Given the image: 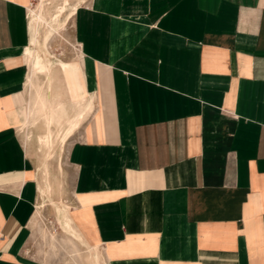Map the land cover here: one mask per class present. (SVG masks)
<instances>
[{"label":"crops","instance_id":"1","mask_svg":"<svg viewBox=\"0 0 264 264\" xmlns=\"http://www.w3.org/2000/svg\"><path fill=\"white\" fill-rule=\"evenodd\" d=\"M37 1L0 0V264H89L64 238L92 264H264V0H68L78 59L49 73L85 108L46 158ZM43 161L62 180L44 202Z\"/></svg>","mask_w":264,"mask_h":264},{"label":"rangeland","instance_id":"2","mask_svg":"<svg viewBox=\"0 0 264 264\" xmlns=\"http://www.w3.org/2000/svg\"><path fill=\"white\" fill-rule=\"evenodd\" d=\"M38 0L37 3L33 6H31L32 9L35 11H39V6L42 4V14L49 23L52 24V27H49L46 25L42 20L37 21L32 17V33L34 32L36 35L37 31V39L34 38V41L32 44V49L31 50H36L37 57L39 58V65L41 66L42 64H45L48 69L50 70V65L54 66L56 65V62L59 59H62L64 61H75L78 59V54H79V49L78 45L74 41L71 33V24L69 22L71 18V14L73 11V4L69 8L70 5H67L65 9L62 11L59 9V6L62 5V0ZM77 0H75L74 3H76ZM80 2H77L75 4L78 5ZM52 7V14L50 17L48 14H46L45 9H48ZM45 25V26H44ZM38 29V30H37ZM51 29V30H50ZM36 41V44H35ZM36 45V46H35ZM40 81H45V77L43 75H40ZM51 91L52 94L56 95L53 86H51ZM73 112V111H71ZM66 125L63 123L62 126L57 127L55 124L52 126V131L54 132V140L52 145L50 146L49 149H45L44 147L42 148L44 151L43 157L46 158V154H49L50 156L52 155V152L55 148V146L59 145L58 143L62 144L63 142L60 140L61 138V129H65ZM44 131V128H43ZM61 141V142H60ZM44 158V159H45ZM43 159V160H44ZM44 163V161H43ZM45 164V163H44ZM45 169H46V164L44 165V172H43V181L39 184V191L40 189L43 190L42 194V202H44L45 198L51 199L52 194L54 193H59L62 191V180L59 179V177L52 175L53 177L50 178L53 184V188L51 191L48 190L47 185H48V177L47 174L45 175ZM59 171L61 169L59 168ZM53 200H50L52 202ZM52 205L54 206V209L60 210L61 207H58L57 201L52 202ZM39 212V211H38ZM56 212V211H55ZM46 222V221H45ZM59 226L64 230V224L58 223ZM40 234L44 242H47L49 245L52 247H55V245L58 243L59 239L57 235L54 232L48 231L47 227L42 224L40 226ZM49 228V226H48ZM67 234L70 233L69 231L64 230ZM54 234V235H53ZM54 239H53V238ZM64 244H69L68 246L71 248V252L75 256V258L78 261H82V263H89L92 264L89 260V252L86 250L83 252V254L80 256V250H78L74 243L69 239V238H64L62 239ZM73 256V257H74ZM82 256H86L83 258ZM100 264V263H99Z\"/></svg>","mask_w":264,"mask_h":264},{"label":"bare ground","instance_id":"3","mask_svg":"<svg viewBox=\"0 0 264 264\" xmlns=\"http://www.w3.org/2000/svg\"><path fill=\"white\" fill-rule=\"evenodd\" d=\"M62 1H63L62 5L59 6V9L63 11L65 7L69 5V2L68 0H62ZM41 2L43 1L41 0ZM43 9H42V4L39 6V11H35L34 9L31 8L30 10L31 15L37 21L42 20L46 25H48L53 29L52 24L49 23L47 20H45L42 14ZM45 12L50 17V15L52 14V7L45 9ZM36 35H37V31H36ZM36 35L34 32L32 33L31 43H33L34 38H36ZM37 56L38 55L36 53V50L33 49L30 51L29 65H28L29 73L27 74V83H26L27 84L26 90L29 93L28 109H27L28 121L25 122L26 125H28L27 123H29V125H35L37 122H41L43 124L44 131L42 132V135L39 136L38 138L39 145L42 148L44 147L45 149H49L54 140V132L52 131V126L55 124L57 127L59 126L61 127L63 123L66 125V128L64 130L63 129L60 130L62 131L60 140L64 142L66 138L73 132V130L78 128V126L82 122L83 109L85 108V106L76 105L72 109V111L76 109L75 112L76 114H73L72 112V114L69 116L67 110L68 108L65 106L66 104L58 100L57 95L52 94L51 91L52 78L49 73L50 70L45 64L38 66L39 58ZM40 75H43L45 77V81H40L39 79ZM45 156L49 157L50 155L46 154ZM46 174L48 177L47 188L49 191H51L53 188V184L49 177L50 174L45 169V175ZM40 191L41 193L43 192L42 189H40Z\"/></svg>","mask_w":264,"mask_h":264}]
</instances>
